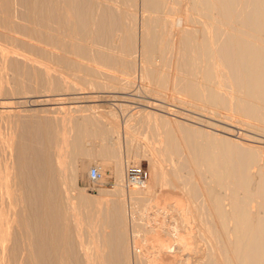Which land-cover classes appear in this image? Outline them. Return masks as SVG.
Returning <instances> with one entry per match:
<instances>
[{
  "label": "bare ground",
  "instance_id": "bare-ground-1",
  "mask_svg": "<svg viewBox=\"0 0 264 264\" xmlns=\"http://www.w3.org/2000/svg\"><path fill=\"white\" fill-rule=\"evenodd\" d=\"M137 71L152 94L225 109L253 134L231 140L173 110L104 127L60 105L77 100L76 84L127 89ZM106 127L111 148L98 154L116 160L115 185L91 196L75 182L77 157ZM261 138L264 0H0V264H264ZM134 142L153 176L126 191ZM152 182L192 205L149 204Z\"/></svg>",
  "mask_w": 264,
  "mask_h": 264
},
{
  "label": "rangeland",
  "instance_id": "rangeland-1",
  "mask_svg": "<svg viewBox=\"0 0 264 264\" xmlns=\"http://www.w3.org/2000/svg\"><path fill=\"white\" fill-rule=\"evenodd\" d=\"M122 76L124 77V79L130 77V76H125V75H122ZM131 76L132 77H130L129 80L131 81L134 79L133 81H131V83H133V84L130 83V85L127 86V89H125V87H124V89L123 88H111L110 89V87L99 88V87H91V86L83 87L81 84H76L77 87L81 88L80 91H78L79 94L72 95L73 93L68 92L67 96H71V97L77 96L78 97L77 100L71 99L70 102H69L70 99L65 100L60 105L66 107V106H72L75 104L81 108H86L85 111H81L80 113L84 114V115L85 114L86 115L91 114V115L101 116V119H103V122H100L98 124L102 125L104 127H105L104 123L107 126V125H109V123L111 121H112L111 123H114L117 121L122 123L123 121H126L128 118H130L132 116V114L134 116L135 114H138L139 112H141V110H143V109L152 110L155 113L162 114V115H166V113H164V112H166V110H170V111L173 110L176 112L178 111L179 113H182V114L187 113L193 117H196V118L198 117V119L206 121V124H204L206 126L203 125V127H202V125H198V124H193V126L195 128H198V129H203L204 131H207V132H213V133L215 132V134L221 133L220 135H224V134H222V132H219V131H221L222 127L227 128V129H231L230 134H227V135L225 134V136L231 140L237 141L236 139H238V134H240V133L244 134V135L245 134L248 135L250 133L248 130H245L246 127L244 125H242L241 123L239 125V122L236 121V118H234L231 114H229L230 116L228 115V113L226 115H222L223 113H226L227 110H225V109L216 108V109H218V110H216V109H213L215 107H211V106H207V105H201L198 107H194L189 103L178 102L176 100L172 101V99H170V97H169L170 96V90L169 89L167 90V88L162 90L163 92H165L167 99L165 98L164 93L162 94V91L160 92L161 96L160 95L159 96L154 95L151 92L144 89L145 86L148 87L151 84L149 83V85H145V83L148 84V82L143 81V80L141 82V80L139 78V72L138 71L135 72V75L133 73V75H131ZM67 80H69V79L67 78ZM121 81H124V80L122 79ZM142 83L144 84V86ZM117 89H119V90H117ZM69 93H70V95H69ZM166 93H168V96ZM49 94H54V93H48V94L46 93L47 98L52 97L51 99H55L54 97H56V95H49ZM25 96H27L28 100L31 99L30 101H34L33 99H35L37 95H33V96L31 95L32 98H31L30 94H27ZM67 96H64V97H67ZM18 97L21 98L24 96L21 95V97H20V95H18ZM74 101H76L77 103ZM71 103H72V105H71ZM68 104H70V105H68ZM56 105H58V104H51V106H56ZM154 105H157V106H154ZM188 106H190L191 108H189ZM36 108L37 107H32V109H36ZM195 109L197 111L199 110L201 113L199 111L197 112ZM218 111H219V113H222V114L217 113ZM93 112H95V113H93ZM103 115H105L106 118ZM219 115H221V116H219ZM229 117H231L233 120L230 119ZM227 119H229V120L227 121ZM105 120H106V122H105ZM208 123H209V125H208ZM210 124H213L214 127L210 126ZM134 126H135V128H134L135 132L132 133L134 140L137 143H146L147 142L146 138H144L140 134V131L143 134V129L145 130V127L143 125H138V124H135ZM207 126H209V127H207ZM139 127H140V129H139ZM137 128H138V130H137ZM105 129H107V127ZM243 129H244V131H243ZM193 130H194V128H193ZM108 131H109V128L107 130H105V133L98 134L99 136L97 134L92 135L91 138L89 136V138H87L85 143L87 145V149H89L91 151V154L89 156L77 157L78 167L81 168V166H83V169H81L80 173L76 176L75 182L78 185V187H80V189H82L87 195L96 196L98 194V192L101 190H113L114 189V185H115L114 173H116V172H114V171H116L115 170V168H116L115 164L116 163H114V162L116 160L113 159L112 154H110L112 156H110V155L108 156L109 158L106 156H103V157H106L105 159L102 158L101 155L98 154V152H99L98 149L101 147V145H102V148H104L105 150H107V149L110 150V148H111L110 144H108L109 139H111L110 138L111 133H110V131L109 132ZM194 133L195 132H193L192 134H194ZM195 134L193 136H195ZM252 134L253 133H250V135H252ZM98 137H100V138H98ZM104 137H106V138H104ZM261 139H264V138H261ZM240 141L241 140L238 139V142H240ZM136 142H134L132 145L126 144L124 146V152L127 150L129 154L126 153L127 151L125 152V157L123 155L124 159L123 158L121 159V161H122L121 164L123 165L122 168H124V164L125 165L126 164H139L142 167H146L147 170H149L148 171L149 177H148L146 184L144 186V187H146L151 182V178L153 175H151L152 173L150 171L149 161L147 160L146 157H144L142 155L143 154L142 149L140 148V146L138 144H136ZM104 143H106V144H104ZM94 144H95V146H94ZM103 145H105V146L103 147ZM253 145H255V144H253ZM256 145H258V144H256ZM126 147H128V148H126ZM94 164L102 167L103 172H104L103 179L99 183H95V184L90 183L88 181L87 174H86L88 167L91 165H94ZM161 181L162 180H160V182ZM152 184H153V182H152ZM158 184H153V187L155 189L154 191H156V195H157L155 197L156 198L155 202L150 201V202H148L149 204L156 203L157 206H162L163 203L164 204L169 203V202L174 203V201L176 199L179 201V203L181 205L186 204V202H187V204L190 203L192 205L191 200H189L190 201L189 202L187 199L188 197H186L185 195H184L185 197L183 195H180L178 190L168 189L167 193H164L163 196L160 195L157 192H159L161 190L160 187L163 183H160L159 185ZM132 189L133 188H126L125 187L126 191L132 190ZM191 214H192V212H191ZM158 217H156V218H158ZM161 219L162 218L159 217V220H161ZM191 231H192V229H191Z\"/></svg>",
  "mask_w": 264,
  "mask_h": 264
},
{
  "label": "built area",
  "instance_id": "built-area-1",
  "mask_svg": "<svg viewBox=\"0 0 264 264\" xmlns=\"http://www.w3.org/2000/svg\"><path fill=\"white\" fill-rule=\"evenodd\" d=\"M87 178L90 183H99L104 176L97 165H91L87 169ZM149 177V172L146 167L139 164H126L123 170V183L126 188L142 187Z\"/></svg>",
  "mask_w": 264,
  "mask_h": 264
}]
</instances>
